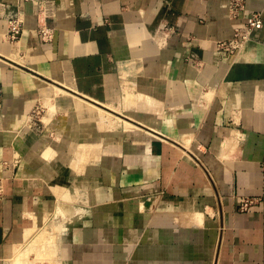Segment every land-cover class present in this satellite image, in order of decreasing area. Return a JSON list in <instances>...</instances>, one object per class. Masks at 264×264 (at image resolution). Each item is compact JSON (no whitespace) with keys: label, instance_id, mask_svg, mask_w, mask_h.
<instances>
[{"label":"crops","instance_id":"crops-1","mask_svg":"<svg viewBox=\"0 0 264 264\" xmlns=\"http://www.w3.org/2000/svg\"><path fill=\"white\" fill-rule=\"evenodd\" d=\"M44 1L0 0V264H264V23L232 53L230 0Z\"/></svg>","mask_w":264,"mask_h":264},{"label":"built area","instance_id":"built-area-1","mask_svg":"<svg viewBox=\"0 0 264 264\" xmlns=\"http://www.w3.org/2000/svg\"><path fill=\"white\" fill-rule=\"evenodd\" d=\"M44 5L41 7V11L44 12L45 15L53 13V5L52 0H45ZM246 4L247 0H230V7L233 10V13L235 15L238 14L240 10H243L246 17V22L244 24V28H235L234 36L227 39H221L217 41V46L220 50L226 51V52H236L240 47L244 45L246 40L251 37L254 30L261 28L264 19L262 16V13L260 11H252L248 12L246 10ZM23 30V19L19 16H12L8 18V37L11 40L17 39ZM165 33V35H168V33L174 32L175 28L173 26H165L162 29ZM39 34L41 35V38L44 40H51L54 36V28L47 25V24H41L38 28ZM3 91L0 87V112L3 108ZM43 108L40 106H37L34 110V112H41ZM4 192V176L0 173V195H2ZM255 202V199L253 197L246 196L242 198L240 202V209L244 210L247 209L251 204Z\"/></svg>","mask_w":264,"mask_h":264},{"label":"rangeland","instance_id":"rangeland-1","mask_svg":"<svg viewBox=\"0 0 264 264\" xmlns=\"http://www.w3.org/2000/svg\"><path fill=\"white\" fill-rule=\"evenodd\" d=\"M129 96H125V102L126 103H128V101H129ZM126 99H128V100H126ZM45 104H51V103H45ZM90 105V104H89ZM48 106H50V105H48ZM112 107H114V108H116L117 110H120V111H123V110H121L120 109V107H119V105H117V104H113V105H111ZM47 107V106H46ZM46 110V109H45ZM45 110L44 109H42V111L41 112H35V115L37 116V117H40V116H42L43 114H44V112H45ZM112 111V110H111ZM112 112H114V111H112ZM119 112V111H118ZM100 113H101V110L100 109H98V120H99V122H102V123H107V122H105V118H102V117H100ZM114 114H116V115H121V114H118L117 113V111L116 112H114ZM110 116H112V117H114V115H111L110 114ZM108 118V117H107ZM110 118V117H109ZM114 119V118H113ZM109 121V119H106V121ZM93 122H95V120L93 121ZM116 125V124H115ZM118 125V124H117ZM103 126V125H102ZM106 126V125H105ZM129 126H131L132 127V125L130 124ZM97 127H100L99 126V124H97ZM110 127H112L111 125H110Z\"/></svg>","mask_w":264,"mask_h":264},{"label":"bare ground","instance_id":"bare-ground-1","mask_svg":"<svg viewBox=\"0 0 264 264\" xmlns=\"http://www.w3.org/2000/svg\"><path fill=\"white\" fill-rule=\"evenodd\" d=\"M102 110H104V112H107V110L105 108H103ZM107 114V113H106Z\"/></svg>","mask_w":264,"mask_h":264}]
</instances>
